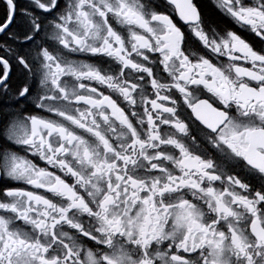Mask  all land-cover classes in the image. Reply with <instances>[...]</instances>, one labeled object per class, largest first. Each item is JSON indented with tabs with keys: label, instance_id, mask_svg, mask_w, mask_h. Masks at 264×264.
<instances>
[{
	"label": "flooded vegetation",
	"instance_id": "flooded-vegetation-1",
	"mask_svg": "<svg viewBox=\"0 0 264 264\" xmlns=\"http://www.w3.org/2000/svg\"><path fill=\"white\" fill-rule=\"evenodd\" d=\"M0 264H264V0H0Z\"/></svg>",
	"mask_w": 264,
	"mask_h": 264
},
{
	"label": "water",
	"instance_id": "water-1",
	"mask_svg": "<svg viewBox=\"0 0 264 264\" xmlns=\"http://www.w3.org/2000/svg\"><path fill=\"white\" fill-rule=\"evenodd\" d=\"M6 27H7V25L2 26V27L0 28V32L4 31Z\"/></svg>",
	"mask_w": 264,
	"mask_h": 264
},
{
	"label": "trees",
	"instance_id": "trees-1",
	"mask_svg": "<svg viewBox=\"0 0 264 264\" xmlns=\"http://www.w3.org/2000/svg\"><path fill=\"white\" fill-rule=\"evenodd\" d=\"M3 17H4V14L1 16L0 21H2L4 19Z\"/></svg>",
	"mask_w": 264,
	"mask_h": 264
}]
</instances>
